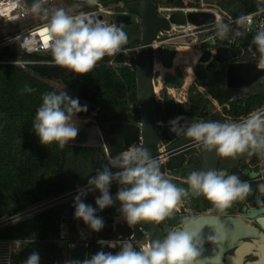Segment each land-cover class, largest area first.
Listing matches in <instances>:
<instances>
[{"label":"trees","instance_id":"obj_1","mask_svg":"<svg viewBox=\"0 0 264 264\" xmlns=\"http://www.w3.org/2000/svg\"><path fill=\"white\" fill-rule=\"evenodd\" d=\"M71 1L76 6L75 12L92 11L99 3L105 6L119 3L117 14L126 12L122 0H96L95 4H89L87 0H70L69 2ZM154 2L157 6L167 8H200L201 4L200 0L187 2L185 0H154ZM217 3L233 17H239L257 9L254 0H218ZM43 22L42 19L28 21L21 29ZM116 26L122 27L127 34L128 43L115 56H105L91 72L84 76L56 65L51 51L26 53L14 43L0 48V61L19 59L29 62L24 66L0 63V220L13 217L28 208L86 185L87 178L108 165L109 158L102 143L76 145L70 142L63 149L55 143L48 146L41 145L32 129V123L44 93L67 90L71 96L78 97L81 105L88 106L87 113H81L80 118L93 116L95 124L102 130H105L106 124L114 121L140 123L134 49L140 46L141 26L135 18H132V22L128 25ZM13 32L15 31L6 35ZM239 41L243 48L248 49L243 38ZM250 47L259 54L253 43ZM228 49L232 50V48ZM249 58L248 55L238 57L237 54L236 57H230L227 61L213 60L215 66L204 72L202 78L196 81L198 86L208 92L211 99L203 97L198 102L188 100L185 104L178 105L168 96H164L163 100L158 102L159 121L168 124L177 116H185L188 123L193 121L235 122L254 109L264 107V79L249 87L244 93L229 88L226 84L227 64L249 60ZM25 86L33 91H25ZM255 164L256 168L248 171L230 172L227 166L220 167V171L236 174L251 186L249 196L243 201L235 202L229 209H233L234 205L252 202L262 193L260 186L264 185V180L259 179V173L260 170H264V160L255 155ZM192 171H201V166L196 153L189 151L186 163L176 170L175 174L187 178ZM116 191L117 188L112 186L113 195ZM98 195V192H91L84 199L95 203V197ZM185 206L200 213L214 209L202 196L185 199ZM214 210L216 214H219L216 209ZM111 211L113 212L107 209L100 213L105 220V228L100 233H93L94 241L117 239L114 225L106 222V214ZM185 218L188 217L183 216L180 219L184 221ZM67 219L64 216V205L49 208L0 227V239L23 241L25 247L20 252L16 264H22L33 251L39 252L40 264H63V250L55 240L60 222ZM183 221L180 220L179 223ZM132 244L137 248L140 247L138 244ZM89 252V254L95 253L93 243L89 247Z\"/></svg>","mask_w":264,"mask_h":264},{"label":"clouds","instance_id":"obj_2","mask_svg":"<svg viewBox=\"0 0 264 264\" xmlns=\"http://www.w3.org/2000/svg\"><path fill=\"white\" fill-rule=\"evenodd\" d=\"M20 0H17L19 4ZM95 4L96 0H87ZM46 0H34L30 12L46 21L47 48L54 63L80 76L91 72L105 56H115L128 43L122 27L107 24L92 16L80 13L70 15L64 8L49 13L43 5ZM257 11L240 16L237 26H250L253 18L264 13V0H256ZM217 36L224 39L232 31L231 25L221 18L216 21ZM244 33L235 31V36ZM252 43L259 52L258 67L264 69V24L256 32ZM25 91L33 89L25 86ZM88 106L81 105L78 97L67 90L46 92L36 111L32 129L41 145L57 144L60 149L76 141L81 131L80 114L87 113ZM184 122V123H181ZM171 133L183 134L197 148L215 150L221 157L236 158L242 154L257 155L264 160V107L251 111L238 122L193 121L177 116L168 122ZM115 169V171L113 170ZM117 185L113 195L111 188ZM184 183L187 190L177 187L164 174L159 162L147 149L131 146L111 158L108 165L87 178V184L77 189L73 197L74 219L82 221L92 233L105 228V220L97 212L115 207L117 203L121 218L133 226L141 221L160 223L174 215L189 193L202 196L214 209L224 214L237 201H243L251 193L248 182L226 171H192ZM264 193V185L260 186ZM91 192H98L95 207L85 203ZM17 222L22 219L16 215ZM193 219L185 218L184 226L169 229L162 239L135 247L128 240L110 241L98 239L99 249L86 254L83 260H66L63 264H195L205 242L203 230H188ZM223 238H226L223 237ZM217 242L216 238H209ZM109 249V250H105ZM111 249H118L112 251ZM39 252H31L22 264H40Z\"/></svg>","mask_w":264,"mask_h":264},{"label":"water","instance_id":"obj_3","mask_svg":"<svg viewBox=\"0 0 264 264\" xmlns=\"http://www.w3.org/2000/svg\"><path fill=\"white\" fill-rule=\"evenodd\" d=\"M126 12L116 14L111 24L125 26L136 18L141 26L140 48L136 53V82L137 97L139 102L141 121L139 124L125 122H110L105 126L103 136V146L111 158L121 153L125 148L135 145L148 150L160 166V156L167 158V165L170 170L181 168L186 163V153L195 151L199 160L201 171L219 170L221 160L227 163L246 159L247 154H242L236 158L221 157L213 149L211 151L197 148L194 143L181 134L171 133L169 125L160 127L158 102L154 91V83L160 72H154V51L152 43L156 39L159 31L169 30L171 24L183 25L186 22L201 26L209 25L216 19V15L210 11H190L174 12L169 19L160 16L154 0H122ZM256 5V0H254ZM257 6V5H256ZM253 34L248 32L244 35V44L251 45ZM176 54L174 46H166L163 50L162 62L166 68L172 66L173 58ZM238 52L234 49L218 48L214 60L219 62L227 61L230 57H236ZM212 55L206 50L195 66L194 73L197 79H201L206 67L203 63L214 65L211 61ZM177 76L170 73L164 77V84L169 88H180L184 85V74L181 68H176ZM226 84L229 88L237 89L244 93L249 87L264 79V69L258 67L256 62H230L227 64L225 72ZM208 95L205 89H200L196 84L189 88V98L193 102H198L202 96ZM162 138L170 144L162 153L159 150V141ZM89 134L86 130H81L75 143L76 145H86ZM177 187L187 190L188 185L179 184L172 181ZM195 193H189L185 198L195 197ZM264 199V193L260 195ZM85 203L95 207V203L87 201ZM119 204L109 210L117 211ZM100 211L97 215L100 216ZM73 200L64 206V216L74 217ZM255 220L258 228L250 226L246 220ZM114 225L119 235L123 238H130L134 231L138 237L147 238L148 243L153 240L162 239L165 233L160 223L151 221H141L133 227L125 221L114 224L112 219L106 221ZM168 228L178 224V218L173 215L165 220ZM184 226V225H183ZM180 226V227H183ZM81 227H85L81 221ZM179 228V227H178ZM188 230L200 233L203 230L205 242L202 246L201 255L195 264H244V258L253 250L257 257L256 264H264V206L251 209L245 207L240 216H220V215H201L193 219V223L188 225ZM226 238H223L225 237ZM209 238H216L217 242H212ZM242 240H250L242 244ZM86 246H74L69 250V260H83L89 254ZM251 264V263H247Z\"/></svg>","mask_w":264,"mask_h":264},{"label":"built area","instance_id":"obj_4","mask_svg":"<svg viewBox=\"0 0 264 264\" xmlns=\"http://www.w3.org/2000/svg\"><path fill=\"white\" fill-rule=\"evenodd\" d=\"M51 1L54 0H46V3H44L43 6L47 5ZM34 3V0H20L19 4H17V0H0V21L4 23H17L20 21H24L29 19L33 14L30 12L31 5ZM110 6H105L103 4H98L97 8H95L92 11H79L75 13H69L70 15H77L80 13H84L86 15L92 16L95 19L101 20L107 24L108 18L107 13L108 8ZM158 13L160 16L166 17L167 19L170 18V16L174 12H190V11H210L213 12L216 15V19L213 23L209 25H201L197 26L194 24H191L189 22H186L183 25H176L171 24V27L169 30H162L159 31L157 34L156 39L152 43V48L154 51V72H160V76L157 78V83H154V91L156 95L157 102H161L163 100L164 96H168L171 98L176 104H185L190 100L189 98V88L192 85V82L196 81L197 78L194 73L195 66L199 62V59L204 54L206 50H209L211 52L212 58L211 61L214 60V56L217 53L218 48H232L235 49L238 52V57H243L244 55L250 56L249 60H243L241 62H256L259 61V55L257 52H255L253 49H251L250 45L248 46V49L243 48L240 45V38H243L244 41V35L248 32H251L252 34L256 33L258 30H260V25L264 24V13H261L260 15H257L253 18V23L250 26H237L234 22L239 17H233L230 14H228L225 10L222 8H218L217 10H208L203 8H167L162 6H157ZM258 9L249 12L244 15H248L251 13L256 12ZM241 15V16H244ZM115 17V16H114ZM218 18H221L225 23H229L231 25L232 31L229 32V34L224 38L220 39L217 36V29H216V21ZM46 23L44 21L43 23L39 25H33L32 27L20 29L18 31H15L9 35L4 36L3 38H0V48L10 44L14 43L21 47V49L26 53H43V52H49L50 50L47 48V45L49 43L48 39H45V37H48L47 32H45L43 28V24ZM235 31H241L244 34L241 36H235ZM43 33V35H42ZM191 38V43L185 41L184 39ZM183 39V40H182ZM166 46H174L176 48V54L172 61V66L170 68H166L162 62V56H163V50ZM193 46H195V52L193 55L196 57L195 63L192 66L193 68V81L190 83L186 82V75L184 73L185 64L183 63V59L180 58V55H185L184 51L187 48H190V51L192 50ZM140 46L136 47L134 50H139ZM0 63H8V64H15V65H21L24 66L28 64L29 62H25L19 59L14 60H7V61H0ZM207 63H203L204 67L208 66ZM157 65H160L162 68L166 69L168 72L164 73L162 70H158L156 68ZM179 67L183 71L184 74V85L180 88H169L166 87L164 84V77L166 74L170 73L174 76H177L176 68ZM196 84V83H195ZM197 85V84H196ZM198 86V85H197ZM200 89H204L203 87L198 86ZM157 89V90H155ZM209 96V95H208ZM210 98V96H209ZM211 99V98H210ZM214 103H216L214 101ZM246 117V116H245ZM241 117L238 121L245 118ZM235 121V122H238ZM160 127H163L168 124H164L162 121L158 122ZM138 147H141V145H135ZM167 146L165 144H162L159 147L160 152H164L166 150ZM111 157L109 156V160ZM167 163V158L163 155L160 156V166H165ZM115 171V169H113ZM166 176H169V168L167 166L164 167L163 170H161ZM172 180V178L170 177ZM85 186V185H84ZM82 186V187H84ZM112 186L117 188V185L114 183ZM79 187V188H82ZM78 189V188H77ZM77 189L73 190L72 192L68 194H77ZM67 194H65L66 196ZM36 205L31 208H28L19 214L22 216L23 214H26L30 212L33 209H36L40 206ZM180 209V206L178 210ZM177 210V211H178ZM210 211V210H209ZM209 211L204 212L203 214H208ZM67 220H62L59 224L58 233L55 242L60 243L61 246H65L68 250L73 248L74 246H86L87 248L92 245V243L97 244V240L94 241V235L90 230L85 226L84 228L81 227V221L74 219V217H67ZM16 215L13 217H7L0 220V227L6 226L8 224H11L15 222ZM69 220H75V224L70 222ZM114 224L116 223H122L124 220L119 217L113 218ZM77 227L78 233L76 235H72V228L73 226ZM180 226H183V223L180 224ZM115 227V226H114ZM133 227V226H131ZM117 239H111L110 241H134V239L137 237L136 232L132 234L130 238H123L119 235L117 231ZM23 241L22 240H15V239H0V264H16L17 259L20 255V252L22 251ZM65 261V256H64Z\"/></svg>","mask_w":264,"mask_h":264},{"label":"rangeland","instance_id":"obj_5","mask_svg":"<svg viewBox=\"0 0 264 264\" xmlns=\"http://www.w3.org/2000/svg\"><path fill=\"white\" fill-rule=\"evenodd\" d=\"M70 0H54L51 1L50 3H48L47 5H45L44 7L47 8L49 10V13H51L52 10L56 9V8H64L66 12L68 13H75V4H73V2L71 1V3L69 2ZM190 1V0H185ZM201 4L200 7L203 9H208V10H217L218 8H220V6L218 5L217 1L218 0H200ZM120 4L119 3H113L111 5H109L110 7L108 8V13L107 18H108V22L109 24H111L112 20H114V16L119 13L118 12V6ZM134 18V17H133ZM41 19L39 16H35L32 15L29 19L24 20V21H20L17 23H4L2 21H0V38H2L3 36H5L7 33L11 32V31H18L22 28V26L25 24V22L28 21H37ZM136 19V18H135ZM137 20V19H136ZM183 40V39H182ZM187 42L191 43V38H185L184 39ZM195 52V46H193L192 50L190 51L189 55V61H188V65H193L195 63L196 57L193 55V53ZM194 78V77H193ZM193 81V80H192ZM196 81L192 82V84H195ZM215 105H217V103H215ZM218 106V105H217ZM218 109H220V107H217ZM81 120V130H86L89 134V139L87 141V145H91L95 140L102 143L103 144V136L105 134V131L102 130L101 128L99 129L98 126L95 124L94 118L93 116H90L88 118H80ZM74 142V141H73ZM108 158H109V153L107 152ZM72 192V191H70ZM70 192H67L65 194H67L65 196L62 195L60 197H57L55 199L49 200L45 203H42L38 208L31 210L30 212L23 214L21 217L22 219L29 217L37 212L49 209V208H57L60 205H64L67 204L69 201L73 200V197L75 196L74 194H68ZM113 214L115 215V217L119 218L120 213L118 211H114ZM181 218V217H180ZM181 221H183V219H180ZM15 221H17V219H15ZM70 222H72L73 224H75V220H69ZM78 233L77 227L74 225L72 228V235H76ZM117 230L115 231V237L117 238ZM130 242V241H129ZM132 243L138 244V245H145L147 244L148 240L147 238H142V237H136L134 239V241H131ZM63 250V255L65 256V261L69 260L68 255H69V250L63 245L61 246L60 243H57ZM25 246L22 244L21 249H23ZM93 248L95 250V252L99 249V245L96 243H93ZM106 250V249H105Z\"/></svg>","mask_w":264,"mask_h":264},{"label":"flooded vegetation","instance_id":"obj_6","mask_svg":"<svg viewBox=\"0 0 264 264\" xmlns=\"http://www.w3.org/2000/svg\"><path fill=\"white\" fill-rule=\"evenodd\" d=\"M214 66H215V65L207 66V67H206V71H207L208 69H210L211 67H214ZM196 81H197V80H196ZM196 84H197V82H196ZM203 97H209V96H208V95H207V96L203 95L202 98H203ZM202 98H201V99H202ZM201 99H200V100H201ZM162 144H165V145L168 147L169 144H170V142H169V141H165V140H163L162 138H160V141H159V147H160ZM200 149H203V148L200 147ZM191 151H193V150H191ZM194 152H195V151H194ZM188 153H189V152L186 153V157H188ZM186 159H187V158H186ZM222 165L227 166L230 172H233V171H235V170H244V171H248L249 169H254V168H256V164H255V155H253V156H248V155H246V159H244V160H242V159H238V161H233V162H230V163H227V162H225L224 160H221L220 165H219V170H218V171H220V167H221ZM165 166L168 167L167 163L165 164ZM165 166H164V165H163V166H160V169L163 170ZM179 169H180V168H179ZM176 170H178V169H175V170H170V169H169V176H168V177H169V178L171 177V178H172V181H174V182H177V183H179V184H185V183H184V180H185L186 178L176 175V174H175V171H176ZM259 175H260L259 179L264 180V170H260ZM185 185H187V184H185ZM261 194H262V193H261ZM261 194H259V196H258L256 199H254L252 202H246L244 205H241V204L234 205V208H233V209H229V210H227V212L224 213V214H221V213L216 214L214 209H209L210 211H209V210H206V211H209V213H208L207 215H220V216H226V217H227V216H240V215L243 213V209H244L245 207H247L248 209H251V208H254V207H258V206H264V199H261V198H260V195H261ZM195 197H196V196H195ZM190 198H192V197H190ZM185 199H189V198H184L183 203L180 205V209H179L178 211L176 210V211L174 212V215H176L177 218H178V224H177L176 226L171 227V228H168V227L166 226V222H165V221L161 222V227H162V229H163V231H164V233H165L166 235H167V231H168L169 229H175V228L180 227V224H182V223H179V222H180V217L187 216V217L190 218V219H195V218L198 217V216L206 215V214H203V213L206 212V211L200 213V212H194V211L188 209V208L185 206ZM94 201H95V200H94ZM107 209H108V208H107ZM107 209H105L104 211H106ZM104 211H102V212H104ZM102 212H101V213H102ZM113 212H114V211H113ZM113 212L111 211V212H108V213L106 214V216H107V220L112 219V221H113V218L115 217V215L113 214ZM107 220H106V221H107ZM246 223H247L248 225H250V226H255V227L258 228V225L256 224L255 220H250V219H248V220H246ZM183 225H184V224H183ZM249 241H250V240H242L241 242H242V244H244L245 242H249ZM249 248H250V253L244 258V264H247V263L256 264V262H257V257L254 256V253H253V250L251 249V247H249Z\"/></svg>","mask_w":264,"mask_h":264},{"label":"bare ground","instance_id":"obj_7","mask_svg":"<svg viewBox=\"0 0 264 264\" xmlns=\"http://www.w3.org/2000/svg\"><path fill=\"white\" fill-rule=\"evenodd\" d=\"M185 53V55H180V58H182L183 59V63L185 64V69H184V73H185V75H186V82L187 83H190V82H192V80H193V68H192V66L190 65H188V61H189V58H190V55H189V53H190V48H187V49H185V51H184ZM156 68L159 70H162V72H163V74L164 73H166V72H168L166 69H164V68H162L160 65H157L156 66ZM155 90H157V89H155ZM147 244H148V242H147Z\"/></svg>","mask_w":264,"mask_h":264},{"label":"crops","instance_id":"obj_8","mask_svg":"<svg viewBox=\"0 0 264 264\" xmlns=\"http://www.w3.org/2000/svg\"><path fill=\"white\" fill-rule=\"evenodd\" d=\"M99 128V127H98ZM100 129V128H99ZM98 144H100V142L98 141V139H97V141L95 140L91 145H98Z\"/></svg>","mask_w":264,"mask_h":264},{"label":"snow or ice","instance_id":"obj_9","mask_svg":"<svg viewBox=\"0 0 264 264\" xmlns=\"http://www.w3.org/2000/svg\"><path fill=\"white\" fill-rule=\"evenodd\" d=\"M45 32H46V30H45ZM42 35H43V33H42ZM45 39H48V37H45Z\"/></svg>","mask_w":264,"mask_h":264}]
</instances>
